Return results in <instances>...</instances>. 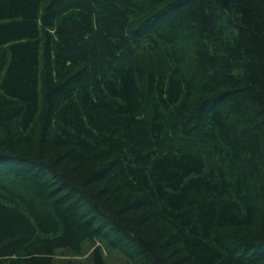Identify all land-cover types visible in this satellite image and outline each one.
<instances>
[{
  "label": "trees",
  "instance_id": "1",
  "mask_svg": "<svg viewBox=\"0 0 264 264\" xmlns=\"http://www.w3.org/2000/svg\"><path fill=\"white\" fill-rule=\"evenodd\" d=\"M0 264H264V0H0Z\"/></svg>",
  "mask_w": 264,
  "mask_h": 264
},
{
  "label": "rangeland",
  "instance_id": "2",
  "mask_svg": "<svg viewBox=\"0 0 264 264\" xmlns=\"http://www.w3.org/2000/svg\"><path fill=\"white\" fill-rule=\"evenodd\" d=\"M86 258H80V261H84ZM58 260H63V261H65V260H78L77 258H73V257H69V256H64V255H59V257H58ZM111 262H112V260H111Z\"/></svg>",
  "mask_w": 264,
  "mask_h": 264
}]
</instances>
